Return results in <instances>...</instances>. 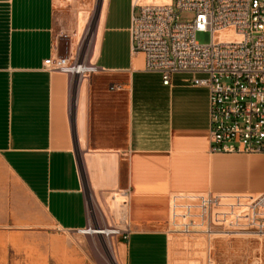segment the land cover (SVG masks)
<instances>
[{"label": "crops", "instance_id": "obj_1", "mask_svg": "<svg viewBox=\"0 0 264 264\" xmlns=\"http://www.w3.org/2000/svg\"><path fill=\"white\" fill-rule=\"evenodd\" d=\"M88 1L0 0V264H76L89 198L125 190L123 264H170L172 195L264 194V156L209 153L208 90L189 74L164 86L131 52L133 0H97L98 88L78 78L69 94L70 77L44 70Z\"/></svg>", "mask_w": 264, "mask_h": 264}, {"label": "built area", "instance_id": "obj_2", "mask_svg": "<svg viewBox=\"0 0 264 264\" xmlns=\"http://www.w3.org/2000/svg\"><path fill=\"white\" fill-rule=\"evenodd\" d=\"M198 32L210 33V43L198 44ZM129 36L131 52L143 56L145 71L159 74L164 86L176 74H189L192 86L208 90L210 154L264 156V0H133ZM78 68L72 57H52L44 65L65 77ZM98 71L91 64L82 79ZM116 196L128 207V190L112 200ZM109 220L114 237L126 241L128 221ZM172 222L178 233L264 240V194H174L169 227ZM91 227L77 233L88 235Z\"/></svg>", "mask_w": 264, "mask_h": 264}, {"label": "rangeland", "instance_id": "obj_3", "mask_svg": "<svg viewBox=\"0 0 264 264\" xmlns=\"http://www.w3.org/2000/svg\"><path fill=\"white\" fill-rule=\"evenodd\" d=\"M168 0H155L158 3H165ZM98 8L97 0H89L87 6L79 11L77 15V28L76 36L73 41L72 50L66 52L65 44L61 43L57 57L66 58L72 57L78 70L70 76L69 82V94L72 87L76 84L78 78L82 79L79 71H82L89 65L93 64L89 62L88 55L92 49L94 43V36L96 33V11ZM211 40L210 33L198 32L195 35V41L198 44H209ZM77 50V51H76ZM79 75V76H78ZM66 78L65 76H63ZM98 75H91L84 79L88 88H98L99 80ZM78 84V83H77ZM69 95V100L72 99ZM70 109L73 110L71 102ZM80 109H83V104H80ZM82 121V120H81ZM250 157V156H247ZM113 194L107 193L104 195V201L101 199L94 200L89 198V214L91 215L89 225L92 226L89 231L94 229H102L104 236L91 235H75V247L74 257L76 264H111L110 256L106 250V237H113V247L116 254V262L123 264V256L120 257L118 252V244L122 243L121 238L114 237L113 229L109 226H113L109 219L111 216L115 219L119 216L120 219V204H117L116 198L112 200ZM90 197V196H89ZM96 204L100 206L99 212L96 208ZM107 214V215H106ZM118 214V215H117ZM107 217V222L104 217ZM191 221V220H190ZM105 222V223H104ZM179 225L180 220L175 222ZM174 223V224H175ZM173 222L170 225L169 230V244L173 238L175 241L173 256L175 264H189L191 256L188 254V245L192 244L195 247V252L192 256L193 263L198 264H264V240H261L255 236H225L221 234L208 236L205 234L193 233H178L176 232ZM94 227V229H93ZM72 244V243H71ZM73 246V244H72ZM182 247V248H181ZM185 248V251H184ZM186 254V256L184 255ZM210 257V263H208ZM184 258V259H183ZM20 258H13V264H19ZM188 260V261H187ZM174 263V262H173ZM46 264H55L54 261H49ZM170 264L171 258H170Z\"/></svg>", "mask_w": 264, "mask_h": 264}, {"label": "bare ground", "instance_id": "obj_4", "mask_svg": "<svg viewBox=\"0 0 264 264\" xmlns=\"http://www.w3.org/2000/svg\"><path fill=\"white\" fill-rule=\"evenodd\" d=\"M153 2H155V0H153ZM225 34V32H222V35ZM77 51V50H76ZM96 56L94 57V60H95ZM75 86V85H74ZM114 158V157H113ZM113 160V159H112ZM118 163V162H117ZM106 164V163H105ZM111 164V163H110ZM114 164V163H113ZM108 167V166H107ZM115 169V167H114ZM118 169V168H117ZM105 172V170H104ZM108 172V170H107ZM106 174V173H105ZM109 174V173H108ZM107 175V174H106ZM117 178V177H116ZM107 179V178H106ZM108 179H110L108 177ZM104 181V180H103ZM113 184V183H112ZM111 186V185H110ZM113 186V185H112ZM116 187V186H115ZM111 188V187H110ZM114 188V187H113ZM116 202L117 204H120V208H119V211H120V220L122 223H127V206H124L122 205V203L124 202V199L116 196ZM107 215V214H106ZM107 218V217H106ZM109 219V218H107ZM102 230V229H100ZM88 235H98V236H104V231H97V230H92V231H89L87 233ZM214 236L217 235V234H213ZM199 237V235L196 234V238ZM262 240V239H261ZM174 245H175V241L174 239L172 238L171 239V242L169 244V254H170V258H171V263L172 264H175V259H174V256H173V250H174ZM189 249H188V254L189 256H191V260L189 261V264H196V263H193L192 261V256H193V253L195 252V247L192 246V244L188 245ZM114 248L113 247V237L109 236V237H106V250L108 252V255L110 256V262L111 264H118L115 260L116 258V254H115V251H114ZM182 248V247H181ZM184 251H185V248H184ZM186 256V254H184ZM184 259V258H183ZM188 261V260H187ZM174 262V263H173ZM198 264V263H197Z\"/></svg>", "mask_w": 264, "mask_h": 264}, {"label": "water", "instance_id": "obj_5", "mask_svg": "<svg viewBox=\"0 0 264 264\" xmlns=\"http://www.w3.org/2000/svg\"><path fill=\"white\" fill-rule=\"evenodd\" d=\"M98 15H99V5H98V8H97V11H96V14H95L96 21H97Z\"/></svg>", "mask_w": 264, "mask_h": 264}]
</instances>
